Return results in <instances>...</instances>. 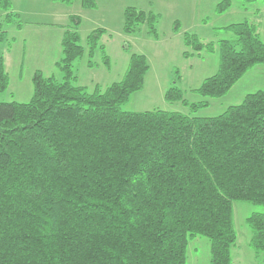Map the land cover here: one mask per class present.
<instances>
[{
	"label": "trees",
	"instance_id": "trees-1",
	"mask_svg": "<svg viewBox=\"0 0 264 264\" xmlns=\"http://www.w3.org/2000/svg\"><path fill=\"white\" fill-rule=\"evenodd\" d=\"M233 1L219 2L217 12ZM81 5L95 8L96 2ZM19 16L12 0H0L3 21L20 28ZM70 19L74 24L65 27L57 61L63 79L37 70L29 101L0 102V264H187L197 236L209 238L211 264H232L237 200L263 207L247 222L250 245L264 257V89L214 116L123 110L144 87L146 56L133 53L121 80L88 91L78 83L74 62L87 51L94 66L91 58L100 49L107 64L105 31L88 34L85 48L80 18ZM156 22L153 12L131 6L124 11L126 33L147 23L156 35ZM2 28L0 92L10 87L4 44L12 40ZM225 28L234 39L217 44L185 32L184 55L217 46L219 66L194 89L202 100L190 103L172 87L169 101L197 111L264 64L255 23Z\"/></svg>",
	"mask_w": 264,
	"mask_h": 264
},
{
	"label": "rangeland",
	"instance_id": "rangeland-1",
	"mask_svg": "<svg viewBox=\"0 0 264 264\" xmlns=\"http://www.w3.org/2000/svg\"><path fill=\"white\" fill-rule=\"evenodd\" d=\"M221 1L95 0L96 7L86 9L82 7L81 0H74L71 4L54 0H16V8L13 9L20 13L19 19L23 25L36 22L53 23V30L58 28L65 30V27L73 26L72 19L65 16L61 10L56 14L51 12L57 8L56 6L68 10L71 15L80 18L79 32L85 48L88 34L96 29H104L101 43L105 46L108 63H105L100 49L91 58L95 63L94 66L88 65L87 51L74 62L78 83L85 86L88 91H93L96 84L104 89L113 82L121 80L127 71L131 55L133 53L145 55L150 68L144 87L131 95L129 101L122 105L123 110L161 109L180 111L187 115L214 116L224 112L230 105L240 103L246 94L264 89V64L249 69L226 95L210 99V105L197 111H193L190 105L180 101H169L166 93L170 88L177 87L182 90L184 97L190 103L200 101L204 97L194 89L218 70L220 52L217 46L213 51L204 48L200 53L184 55L187 49L183 39L185 32L196 34L203 43L217 44L221 39H234L233 33L227 30L226 26L249 20L258 25L264 40V0L252 3L234 0L227 10L218 13L217 6ZM51 2L60 5H52ZM130 6L153 12L157 16L156 35L150 33L147 23L141 24L132 33L124 31V11ZM20 7L24 11L20 10ZM1 24L2 29L8 32L9 40L15 38L17 42L14 44V52L8 67L11 89H21L23 94L30 87L31 94L23 98L24 100H18L20 93L18 91L10 93L9 87L6 91L0 92V102L12 100L26 102L31 99L33 83L29 75L33 70V64L43 63L39 67L44 69L45 74L58 80L63 79V72L54 63L56 51L61 50V40L57 34L49 31L40 33L27 31L32 27H26L25 31L18 33L15 23H6L0 17ZM58 30V32L62 31ZM10 44L13 45L12 40L6 41L4 45ZM188 49L192 51V47ZM22 50L25 51L26 64L23 75L19 77V59L22 57ZM28 57L31 62H28ZM262 208L261 205L249 201L233 202V221L237 240L232 247V264H264V257L257 255L250 245L252 232L247 222V218L253 212L261 211ZM210 248V240L205 236L191 239L187 251V264H211Z\"/></svg>",
	"mask_w": 264,
	"mask_h": 264
},
{
	"label": "crops",
	"instance_id": "crops-1",
	"mask_svg": "<svg viewBox=\"0 0 264 264\" xmlns=\"http://www.w3.org/2000/svg\"><path fill=\"white\" fill-rule=\"evenodd\" d=\"M12 1H13V8L14 7L16 8V6H15L16 0H12ZM51 3H53L52 5H60V4H57L56 2H51ZM56 7L57 8H55V10H52L51 11L53 14H56V13L59 12V10H61L62 12H64L65 16H68L70 18V16H71L72 13H70L68 10H65V9L63 10V9L59 8L60 6H56ZM20 10L24 11V9H22L21 7H20ZM22 11H20V12L23 14ZM19 15H20V13H19ZM35 26H37V28H35ZM256 26H257V28H259L258 25H256ZM26 27H32V28H28L27 31H34V32H37V33L49 31V32L55 33V34H57L59 36V38H60L61 41H62V37H63L64 31H65L64 28H58V29H61L63 32L62 31L61 32H58L59 31L58 29L57 30H53V28H52V27H54L53 23H40V22H36V23H28L27 25L26 24L25 25H22L20 28L17 27L18 28L17 29L18 30V33H21L22 31H25L24 29H26ZM258 31H259V29H258ZM260 35H261V33H260ZM12 41H13V45L10 44V45L6 46V48L4 50L5 51V53H4L5 65H6V70H7L8 73H9V71H8L9 61H10L12 55H13V52H14V44L17 43L15 38L14 39L12 38ZM56 52H57V55L55 56L54 63L57 66V61L61 58L62 44H61V50H57ZM7 54H9V57L8 58H7ZM28 62H31V61H29V57H28ZM25 64H26V62H25V51L22 50V57H21V59H19V73H18V76L19 77H21L23 75V70H24ZM41 64H43V63L33 64V66H34L33 67V70H31V73L29 75V78H30L31 81H32L33 74L37 70H40L44 75H47V74L44 73V69L41 68V67H39V65H41ZM47 76H49V75H47ZM17 91L21 95L18 98V100H24L23 98H26V96H30V94H31L30 93V87L28 88V91L27 92H25V93L22 94L23 91H21V89H16V88L15 89H11V85H10V93L13 94V93H15ZM19 93H18V95H19ZM20 98H22V99H20Z\"/></svg>",
	"mask_w": 264,
	"mask_h": 264
}]
</instances>
